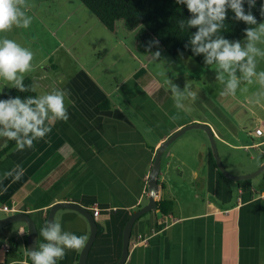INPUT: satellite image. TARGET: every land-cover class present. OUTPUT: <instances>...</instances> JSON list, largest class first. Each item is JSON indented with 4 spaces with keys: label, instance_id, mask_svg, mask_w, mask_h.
Masks as SVG:
<instances>
[{
    "label": "crops",
    "instance_id": "1",
    "mask_svg": "<svg viewBox=\"0 0 264 264\" xmlns=\"http://www.w3.org/2000/svg\"><path fill=\"white\" fill-rule=\"evenodd\" d=\"M63 1L73 5L60 4L65 21L70 18L75 27L85 20L98 22L79 0ZM57 46L63 48L60 43ZM157 50L161 52L158 60L144 54L142 63L120 80L110 78L98 61L80 57L71 61V68L47 73L42 84L29 74L37 95V83L41 94L67 90L72 102L67 105L69 120L53 122L44 139L23 151L0 139V205L31 215L39 233L54 203L71 201L90 211L98 203V232L87 264L118 261L124 224L148 201L147 180L155 151L179 128L207 124L220 159L232 174L250 173L264 161V136L255 133L264 120V106L247 101L257 86L244 84L241 87L246 90H238L235 96L210 100L197 81V72L188 70L200 66L195 60L185 52L171 56L162 48ZM173 57L186 63L173 78H190V84L182 85L186 83L196 94L194 100L184 101L183 110L175 107L166 80L151 81L156 72L148 70L151 63ZM67 60L60 58L61 66H67ZM258 70H263L261 64ZM106 99L109 104L102 107ZM188 131L164 151L157 178L162 186L158 200H172V211L163 215L157 207L134 221L124 264H264V174L237 181L221 177L212 166L207 135ZM192 136L195 148L187 146L186 139ZM241 151L250 153L249 160L239 156ZM17 165L24 169L19 180L4 176ZM13 212L0 209V217ZM54 221L64 231L89 236L87 220L75 210H57ZM43 242L39 235L38 246ZM80 251L66 250L58 264H78ZM16 261L32 264L27 228L20 221L0 228V264Z\"/></svg>",
    "mask_w": 264,
    "mask_h": 264
},
{
    "label": "clouds",
    "instance_id": "2",
    "mask_svg": "<svg viewBox=\"0 0 264 264\" xmlns=\"http://www.w3.org/2000/svg\"><path fill=\"white\" fill-rule=\"evenodd\" d=\"M176 5L186 8L189 15L178 21L182 31L195 28L184 45L193 55H203L205 65L212 66L216 81L222 86L221 96H235L241 86L256 85V90L247 97L248 103L264 106V70L258 64L264 60V0H174ZM259 6V7H257ZM23 0H0V33L13 27L28 29L32 17L25 11ZM254 9L258 11L254 14ZM227 21L242 22V39H230L223 33L228 30ZM159 41L151 40L146 52L154 60L161 56ZM183 55V53H181ZM34 52L13 39L0 38V95L5 88L20 93L35 91L24 83L26 74L33 68ZM177 109L183 110L184 101L195 99L196 94L189 85L183 90L167 80ZM69 99L67 90L54 89L41 95L12 96L0 98V139L5 144L15 141L17 151L31 148L34 141L44 139L51 132L55 121H68ZM24 169L17 165L5 177L19 180ZM43 243L38 248L27 250L32 264H58L66 250H79L85 246L87 236L64 231L58 221H49L40 229ZM14 264H23L16 261Z\"/></svg>",
    "mask_w": 264,
    "mask_h": 264
},
{
    "label": "rangeland",
    "instance_id": "3",
    "mask_svg": "<svg viewBox=\"0 0 264 264\" xmlns=\"http://www.w3.org/2000/svg\"><path fill=\"white\" fill-rule=\"evenodd\" d=\"M23 4L26 6L25 11L27 14L32 17L31 26L28 29L13 27L10 31L0 33V38L13 39L22 46L32 49L34 52V59L32 61L33 68L32 71L26 75L28 76L31 74L30 76H33L36 82L42 84L46 79L47 73L64 71L66 68H71V61H75V59L79 57L86 62L91 61L93 63L98 61V67L106 69L110 78H116L118 80H120L128 70L130 76L131 72L142 63L141 58L144 54L138 53L135 50L134 32L128 31L123 26L122 21H117L114 32L104 27L94 15V21H98L99 23L93 21L87 22L85 20L84 23L75 27L70 18H67V21H65V19H63L65 16H60V4H66V6L73 8V5L67 3V1L23 0ZM74 17L75 16H73V18ZM67 33L72 35H67ZM57 43H60L63 48H60V46L54 47ZM122 44L124 45L122 50L116 48ZM51 49L52 52L49 53ZM67 53H69V55H66ZM167 57L171 56L168 55ZM60 58L69 59L65 61L67 66H61ZM189 59L194 63L192 58L189 57ZM185 64L186 63L181 60L177 61L174 57L169 60L163 59L161 63L157 65L151 63L148 66V70L156 72L153 74L151 81L156 82L161 78L166 81L169 79L180 80L181 84L175 81H173V83L179 85L180 88H184L186 83L183 85L182 83L187 82L190 84V78L181 80L174 79L173 77L178 76L181 69H185ZM259 64H261L264 70V60H261ZM35 66L37 68H35ZM145 68L147 69V66H145ZM188 70L193 74L197 72V81L200 85H204L205 95L208 99L211 100L212 98L215 99L220 97L222 86L216 81V72L212 66L207 69L197 66L196 69L191 68ZM108 82L113 84V80L106 81V83ZM245 86L254 87L256 85L245 84ZM37 90L39 95H41L42 87L38 83ZM194 105L196 106L197 103L195 102ZM200 131L202 130L193 128L191 130L189 129L188 132L196 134L200 133ZM187 140L189 142L187 146L193 148V136L192 138L186 139V141ZM240 153L241 155L239 156H242L245 160H249V152L246 153L241 151ZM254 161L257 162L260 160L255 158ZM175 162H177L176 159ZM257 177L258 175L253 178Z\"/></svg>",
    "mask_w": 264,
    "mask_h": 264
},
{
    "label": "trees",
    "instance_id": "4",
    "mask_svg": "<svg viewBox=\"0 0 264 264\" xmlns=\"http://www.w3.org/2000/svg\"><path fill=\"white\" fill-rule=\"evenodd\" d=\"M98 20L111 32H114L117 21H122L123 26L131 32H134L135 50L141 54H150L146 52V45L151 40H158L159 46L153 47L152 51L159 48L164 49L169 55L175 56L185 52L195 60L202 68L207 69L210 66L205 65L203 55H193L184 45L189 40L191 32L196 29L182 31L178 21L186 18L189 13L182 5H176L174 0H79ZM259 7V6H257ZM254 14L259 20L258 11L254 9ZM228 30L223 33L230 39H242L243 28L246 27L242 22L227 21ZM24 83L34 87L33 80L25 77ZM5 94L0 98H7V95L36 96L34 92L29 91L20 93L15 89L5 88ZM109 100L101 103L106 107ZM15 145V141H8L7 146ZM264 158V156L262 157ZM211 163L216 172L223 177L211 156ZM264 174V170L262 171ZM158 208L163 215H168L172 211L173 202L170 199L160 198ZM2 228V227H1ZM12 242L10 241V244Z\"/></svg>",
    "mask_w": 264,
    "mask_h": 264
},
{
    "label": "water",
    "instance_id": "5",
    "mask_svg": "<svg viewBox=\"0 0 264 264\" xmlns=\"http://www.w3.org/2000/svg\"><path fill=\"white\" fill-rule=\"evenodd\" d=\"M201 129L204 131L207 135V138L209 140L210 148L212 151L213 158L215 160V164L217 168L219 169L220 173L227 177L230 180L237 181V180H247L251 179L257 175H259L264 170V161L251 173L248 174H242V175H235L229 172L225 166L223 165L220 156L218 154L217 145L215 141L214 134L211 130V128L204 123H189L175 132H173L167 139H165L156 149L155 156L151 164L149 177L147 180V189H148V201L145 205L139 207L136 211H134L127 221L124 224L123 227V233H122V249L121 254L118 259V261L115 264H124L128 252H129V241L131 236V229L134 221L141 215H144L145 213L155 210L158 207V193L162 190V186L158 182V174L160 171L161 166V159L164 151L166 148L177 138L179 137L183 132L189 130V129ZM59 209H72L83 215L85 219L88 222L89 225V236L86 240L85 246L81 249L79 256H78V264H87V258L88 254L90 252V249L96 239L97 232H98V225L96 222V219L93 217L91 211L75 202L71 201H61L56 202L49 208L46 223L49 221L54 220V215L57 210ZM160 211V210H159ZM23 222L26 225L27 228V250H34L36 247H38V239H39V232L37 228V224L35 219L29 215L28 213L24 211H17L10 214H7L3 217H0V228L3 226H6L13 222ZM30 262L31 259L28 256ZM32 263V262H31Z\"/></svg>",
    "mask_w": 264,
    "mask_h": 264
},
{
    "label": "built area",
    "instance_id": "6",
    "mask_svg": "<svg viewBox=\"0 0 264 264\" xmlns=\"http://www.w3.org/2000/svg\"><path fill=\"white\" fill-rule=\"evenodd\" d=\"M255 133L259 136H264V120L261 121L260 126L255 129ZM0 209L6 212H13L15 209L12 207H8L7 205H0ZM98 203L94 202L91 206V212L94 218H96L99 214Z\"/></svg>",
    "mask_w": 264,
    "mask_h": 264
}]
</instances>
